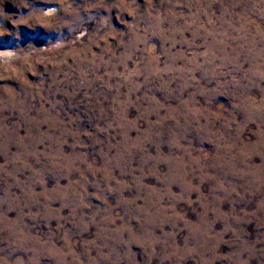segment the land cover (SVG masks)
<instances>
[{
    "label": "rangeland",
    "instance_id": "1",
    "mask_svg": "<svg viewBox=\"0 0 264 264\" xmlns=\"http://www.w3.org/2000/svg\"><path fill=\"white\" fill-rule=\"evenodd\" d=\"M0 264H264V0H0Z\"/></svg>",
    "mask_w": 264,
    "mask_h": 264
}]
</instances>
